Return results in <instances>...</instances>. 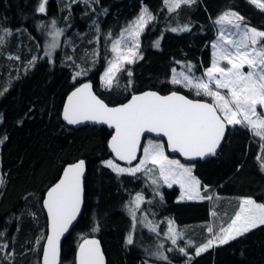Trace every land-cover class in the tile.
Wrapping results in <instances>:
<instances>
[{"label":"trees","instance_id":"1","mask_svg":"<svg viewBox=\"0 0 264 264\" xmlns=\"http://www.w3.org/2000/svg\"><path fill=\"white\" fill-rule=\"evenodd\" d=\"M82 1L46 0V10L40 13L37 9L42 0H0V35L5 29L11 32L0 40V232H5L0 240V264H7V260L24 264L30 256L40 255V247L36 255L34 246L38 239L41 244L46 230L43 194L66 163L80 158L86 162L84 206L76 225L63 239L60 264H74L79 242L90 236L100 239L106 264H264V225L225 245L194 254L195 247L207 240L212 205H221L216 208L220 210L216 216L219 218L224 206L233 210L241 196L264 204V173L259 159L264 160V139L252 136L244 127L228 126L220 151L192 163L194 174L215 190L212 202L179 201V189L160 185L158 170L151 163L147 165L153 169L151 173L142 170L135 175L117 174L103 163L105 159L116 161L107 145L111 133L107 128H73L60 113L65 95L85 80L93 81L96 92L110 104L144 89H177L208 99L174 86L170 81L172 71L183 68L196 76L210 65L212 20L225 7H231L262 31L264 10L249 0H194L173 11L166 10L165 0ZM142 7L154 19L140 35L141 58L125 65L111 87L101 88L99 74L109 44ZM53 20L65 39L75 29L93 27L99 33L95 59L91 60V48L82 53L78 41L73 49L68 45H58L54 50L43 48L45 31ZM185 25L187 31H171ZM7 51L19 53L20 58L8 59ZM76 63H82L86 74L73 79ZM189 64L194 66L191 73ZM138 193L146 200L154 198L156 214L148 213L143 203L137 215L140 220L133 226L125 207ZM165 214L169 221L171 217L176 222L172 223L176 244L166 235L170 225ZM153 227L155 231L151 230ZM184 228L185 236L181 237ZM79 235L82 236L78 238ZM129 235L133 238L131 244L126 242ZM181 247L184 253L179 251ZM6 251L13 252L11 258L5 259Z\"/></svg>","mask_w":264,"mask_h":264},{"label":"snow or ice","instance_id":"2","mask_svg":"<svg viewBox=\"0 0 264 264\" xmlns=\"http://www.w3.org/2000/svg\"><path fill=\"white\" fill-rule=\"evenodd\" d=\"M193 2L194 0H165L169 11L179 8L182 4ZM250 2L264 10V3L261 0H250ZM45 3L46 0H42L38 12H45ZM153 19L147 8L142 9L139 16L121 31L120 38L112 41L113 58L108 61V66L101 75L105 87L113 85L117 74L125 64H132L141 58L138 51L140 35ZM243 21L244 17L235 11L224 12L215 21L221 28L217 40L212 44L211 67L203 74L207 77V82L203 77H195L194 74L181 73L182 79L176 78L175 75L172 78L173 84L183 83L186 88H195L197 95L202 93L211 97L212 103L191 100L176 92L167 96L145 92L141 95H133L126 104L110 108L92 93V85L86 83L68 97V103L64 108V119L69 124L96 121L114 126L115 135L112 136L109 146L120 160L129 162L137 158V147L144 133L162 134L167 137L168 148L190 158L214 155L225 138L228 125L245 126L254 135L264 139V114L257 111L258 106L264 107V31L248 27L242 23ZM55 24L53 20L50 48L57 47L58 38L62 35V30L57 29ZM225 25L235 31L226 29ZM187 30V25L181 29H171L173 32ZM4 31L8 32L6 29ZM2 39L0 37V40ZM156 46H159V41L156 42ZM221 61H226L227 66L222 67ZM245 66L249 69L247 73L242 70ZM193 67L191 64L187 66L189 73ZM81 74L86 72L76 73V75ZM128 75L131 76L132 73L129 71ZM213 83L216 90L210 86ZM220 89L227 90V95L222 94ZM143 152V158L134 168L119 167L112 160L104 163L117 174L131 175L142 170L146 174L151 173L153 169L147 167L151 163L158 167L160 176L169 186L171 183H179L182 189H186L187 199H212L200 195V181L192 175V168L185 167L179 160H170L165 155L163 144L149 140ZM84 172V160L69 164L64 168L59 182L48 190L44 206L48 212L50 231L43 248L44 264H56L59 257L60 237L68 230L80 211ZM0 183L3 181L0 180ZM152 183L155 184L156 180L153 179ZM181 198H184L183 195ZM142 200V195L138 193L133 201L135 207L130 208L134 220L136 209L140 207ZM239 203V210L227 227L220 226L219 231L211 239L195 249L196 255H200L214 245H225L250 230L264 225V204H257L251 198H242ZM211 215L215 217L217 214L213 211ZM172 223L169 221V233L166 235L173 244H176L177 234L172 228ZM151 230L156 229L153 227ZM207 231L213 233V226H208ZM126 242L133 243L131 235L127 237ZM179 251L184 253L185 249L180 248ZM162 258L167 259V257ZM77 264H104L98 241L85 240L79 246Z\"/></svg>","mask_w":264,"mask_h":264},{"label":"rangeland","instance_id":"3","mask_svg":"<svg viewBox=\"0 0 264 264\" xmlns=\"http://www.w3.org/2000/svg\"><path fill=\"white\" fill-rule=\"evenodd\" d=\"M73 1H77V0H73ZM87 0H84V1H82V2H86ZM250 1V0H249ZM261 2L262 3H264V0H261ZM254 5H256V4H254ZM165 7H166V10H168V6L165 4ZM145 7H142V9H144ZM141 9V10H142ZM141 10H140V12H141ZM169 11V10H168ZM226 11H235L234 9H232L231 7H225L220 13H219V15L217 16V17H215L213 20H212V24H213V28H214V35H213V37H212V39L210 40V51H211V55H210V65L208 66V67H206V68H204L203 69V71H202V73H200V74H198V75H196L195 77H203V79L205 80V82H207V77L206 76H204L203 74H204V72H205V70L207 69V68H209V67H211V64H212V60H213V56H212V53H213V48H212V44H213V42H215L216 40H217V37H218V35H219V31H220V28H221V26L220 25H217L216 23H215V21L217 20V18L219 17V16H221L224 12H226ZM140 12L133 18V19H131L129 22H128V24L130 23V22H132L133 20H135L138 16H139V14H140ZM236 12V11H235ZM238 13V12H237ZM239 14V13H238ZM240 15V14H239ZM241 16V15H240ZM243 24H245V25H247L248 27H253V28H256L257 30H259V31H262V30H260V29H258L257 27H255V26H253V25H251L245 18H244V21L242 22ZM90 24V23H89ZM92 24H93V26H94V24H95V19L93 18L92 19ZM128 24L125 26V27H123L122 29H121V31L123 30V29H125L127 26H128ZM56 27V26H55ZM226 29H230V26H228V25H225L224 26ZM89 29V30H88ZM230 30H232V31H235V29H230ZM53 31V28H52V22L50 23V25L48 26V28L46 29V31H45V34H44V41H43V48H47V49H49V50H54L55 48H50L49 47V45L52 43V37L50 36V33ZM121 31L119 32V35L116 37V38H114L113 40H115V39H118V38H120V33H121ZM72 32V31H71ZM75 32V33H74ZM11 34V32H5V31H3L2 32V35H0L3 39L6 37H9V35ZM74 34V35H73ZM73 36L71 35V37H69V36H67L66 37V39L63 37V36H60L59 38H58V44H57V46L58 45H61L62 47H64L65 45L67 46H69V48H71V49H73L74 47H75V43L78 41L79 42V44H80V47L82 48L81 50H82V53H84V52H86L88 49H90L91 48V52H92V58H91V60H93V59H95V56H97L98 55V53H99V50H98V35H99V33L97 32V31H94L93 30V27H88L87 29H84V30H81V31H78V30H74L73 31ZM73 38V39H72ZM75 38V39H74ZM2 39V40H3ZM112 40V41H113ZM112 41H111V43L109 44V47H108V53H107V55L105 56V65H104V68L102 69V71L100 72V74H99V84H100V87L101 88H107V87H105L104 86V84H103V82L101 81V75L104 73V71H105V69L107 68V66H108V61L109 60H111L112 58H113V53L111 52V45H112ZM129 46H131L130 45V42H129ZM139 51V50H138ZM50 54H51V52H49ZM42 55H46V54H42ZM48 55V54H47ZM6 56H7V58L8 59H19L20 57V54L19 53H17V52H15V51H10V52H6ZM35 56H36V54H35ZM39 56V55H38ZM139 56H140V53H139ZM80 60H82V59H80ZM75 65H77V67H75V71H74V73L72 74V78L74 79L75 77H79V76H83V74H81V75H76V73H78V72H82L83 73V70L81 69L82 68V63H76ZM125 65H127V64H125ZM221 66L222 67H225V66H227V63H226V61H221ZM175 70V72L174 71H172V74H171V77H170V81H172V78H173V76L175 75L176 76V78H178V79H182V76H181V73H184V74H188L183 68H180V69H178V68H176V69H174ZM245 73H247V71L249 70L248 68H247V66H245L243 69H242ZM189 75V74H188ZM172 83V82H171ZM173 84V83H172ZM174 86H178V87H180V88H186V87H184V84L183 83H181V84H173ZM212 88H213V90H216L215 89V84L213 83V84H211L210 85ZM187 89H189L190 91H192L194 94H197V91H196V89L195 88H187ZM220 91H221V93L222 94H224V95H227V90H225V89H220ZM202 94V93H201ZM200 94V95H201ZM203 95V94H202ZM205 96V95H204ZM205 97H207L208 98V100H210L211 102H213L212 101V98L211 97H209V96H205ZM257 111H258V113H261V114H264V107H260V106H258V108H257ZM228 126H231V125H228ZM235 126H241V127H244L245 129H247L248 131H249V133L252 135V136H254V137H256V138H258L259 140H261V137H259V136H256V135H254L253 134V132L249 129V128H247V127H245V126H242V125H235ZM149 140H151V141H153V142H155V143H160V144H163L164 145V152H165V155L166 156H168V158L170 159V160H179L180 161V163L181 164H183L185 167H190V168H192V175L197 179V180H199L200 181V186H199V188H200V195L201 196H209V197H212V199H207V200H209V201H211L212 202V200H213V198H214V196H215V194H216V192H215V190L214 189H212V188H209L208 187V185H206V184H204V183H202V181L194 174V172H193V165H192V163H185V162H183L180 158H178V157H174V156H171V155H169L168 154V152H167V150H166V146H165V143H164V141L162 140V139H159V138H152V137H146L145 138V140H144V144H143V148H144V146H146L147 144H148V142H149ZM0 141H3V138H2V136L0 137ZM1 143V142H0ZM143 148H142V153H141V156H140V158L137 160V162H135V163H133V164H131V165H125V164H122V163H120L119 164V162H116V161H113L112 159H105L104 161H103V163L105 162V161H108V160H112L116 165H118L119 167H123V168H134L137 164H139V162H140V160L143 158V156H144V152H143ZM260 152V151H259ZM260 159V167H261V170H262V172L264 173V167H262V164H264V160L262 159V158H259ZM105 164V163H104ZM157 168V170H158V173H159V169H158V167H156ZM160 175V174H159ZM0 180H2L3 181V176H2V174H0ZM158 183L160 184V185H164L165 187H167V188H171V187H173V186H175V187H177L178 189H179V193H178V196H177V198H176V200H179V201H181V200H189V199H187V190L186 189H182L181 188V186H180V184L179 183H171V181H170V183H171V186H169V184H167V183H165L164 182V179L160 176L159 177V181H158ZM47 189V188H46ZM44 195V194H43ZM137 195V194H136ZM142 195V194H141ZM182 195H183V197L184 198H181L182 197ZM142 197H143V200L141 201V203H140V207H141V205L144 203L145 204V207L147 208V209H145L146 211H148V213H150V214H156V207L154 206V205H152V202L153 201H155L154 200V198L153 199H150V198H148V200H146V198L142 195ZM43 198V197H42ZM135 198V197H134ZM242 198H251V199H253L252 197H249V196H241V197H238L237 198V200H236V205H235V207H234V209L232 210V209H230L228 206H224V208H225V211H224V214H222L221 215V217H219V218H216V216H218V215H216L215 217H213L212 215H211V213L214 211V212H216V214L217 213H219V211L220 210H217L216 208H221V205L219 206V204H218V206H216V207H213V205H212V207H210V209H209V214H210V216H209V223H208V226H213V233H209L208 231H207V229H206V231L208 232V235H207V240H209V239H211L212 238V236L216 233V232H218L219 231V228H220V226H224V227H227V225H228V223H230V221H231V218L235 215V213H236V211H238L239 210V206H240V200L242 199ZM194 200H200V199H194ZM216 200H218L219 201V197L216 195ZM254 200V199H253ZM134 201V200H133ZM217 201V202H218ZM255 201V200H254ZM257 204H260V203H258L257 201H255ZM129 204V203H128ZM128 204H126V211L128 212V214L130 215V219H131V222L133 223L132 225L133 226H135L136 224H137V220H138V218L139 217H137V215H138V211H139V209H140V207L138 208V209H136V217H135V220L133 219V216H132V213L130 212V208H134L135 207V205H134V203L132 202L131 203V205H128ZM213 204V203H212ZM144 206V205H143ZM144 209V208H143ZM144 212V211H143ZM140 216V215H139ZM165 216H166V218H167V221H169V217H168V215L167 214H165ZM45 219H46V217H45ZM170 219H172V221H173V223H174V225L176 224V222H175V220L173 219V218H171L170 217ZM139 220H140V218H139ZM167 223V222H166ZM166 223H164V225H166ZM207 226V227H208ZM46 229V228H45ZM92 231L94 232V230L92 229ZM185 228L184 229H181V234H180V236L181 237H184L185 236ZM5 234V232H3V230H1V232H0V240H2L3 239V235ZM45 234H46V230H45V232H44V235H43V237H42V241H41V244H40V240L38 239V241H39V243H37L38 241H36L35 242V246H34V249L36 250V255H37V252H38V250H39V247H40V254H41V249H42V244H43V240H44V237H45ZM82 235H79V237L78 238H80ZM207 240L205 241V242H203L202 244H200V245H197L196 247H195V249L197 248V247H200V246H202L203 244H205L206 242H207ZM41 245V246H40ZM216 245H214L213 247H211V248H214ZM182 248V247H181ZM195 249H194V254L196 255V253H195ZM4 250H6V249H4ZM3 255H4V257H5V259H6V257H9V258H11L12 257V255H13V252L12 251H6V252H4L3 253ZM187 255L188 256H190V254H188L187 253ZM5 259H3V260H5ZM14 260H16V256L14 257ZM8 261V263L7 264H12L9 260H7ZM22 261V260H21ZM186 261V260H185ZM26 264H40V255L39 256H30L29 257V259L25 262ZM24 263V264H25ZM187 262H184V261H181V262H174V264H186ZM4 264H6V263H4ZM149 264H153V263H149Z\"/></svg>","mask_w":264,"mask_h":264},{"label":"water","instance_id":"4","mask_svg":"<svg viewBox=\"0 0 264 264\" xmlns=\"http://www.w3.org/2000/svg\"><path fill=\"white\" fill-rule=\"evenodd\" d=\"M86 83L92 85V89H91V90H92V93H93L98 99L102 100L103 103L106 104V105H107L108 107H110V108H115V107H119V106L122 105V104H126V103H128V101L131 100V98H132L133 95H141V94H143V93H145V92H155V93H157L158 95H161V96H167V95H170L172 92H176L177 94H179V95H183V96H185L186 98L191 99V100H199V101H201V102H206V103H212V102H211L210 100H208V99H204V98H195V97L189 96V95L186 94L185 92H183V91H181V90H177V89L170 90V91H168V92H160V91H158V90H156V89H144V90H141V91H137V92H133V93H131V94H130L125 100H123V101H121V102L114 103V104H110V103H108L106 100H104V99H103V98H102V97L96 92L93 81H91V80H85V81L80 82L78 85H76V86L73 87L71 90H69V92L65 95V97H64V99H63V102H62V105H61V112H60V113H61V118H62V120H63L68 126L73 127V128H79V127H83V126H86V125H97V126H104L105 128H107V129L111 132V133H110V136H109V138H108V142H107L108 148H109L110 152L112 153V156H113V157L115 158V160H116L117 162H119V163H122V164H133V163L137 162V160H138V159L140 158V156H141L142 148H143V144H144V140H145L146 137H152V138H159V139H162V140L164 141V143H165L166 150H167L168 154L171 155V156H174V157H178V158H180V159H181L183 162H185V163H195V162H197V161L205 160V159H207V158H209V157H211V156L216 155V154L220 151V149H221V146H222V144H223L225 138L222 140L221 145L217 148L216 153H215L214 155H207V156H205V157H203V158H201V157H192V158H190V157H185V156L181 155L179 152H174V151H172L170 148H168V146H167V137L163 136L162 134H157V133H144V134L141 135V143H140V145H138V147H137V151H136V157H137V158L134 159V160H132L131 162L126 161V160H120V159L116 156V154L112 151L111 147L109 146V142H110L112 136L115 135V127H114V126H109L107 123L96 122V121H83V122L78 123V124H69L68 121H66V120L64 119V108H65V105L68 103V97H69V96H70V95H71V94H72L77 88H80L81 85L86 84ZM227 131H228V126H227V128H226V133H227ZM225 137H226V134H225ZM80 160H84V159L80 158V159L75 160V161H73V162H68V163H66V164L63 166V168H62V170H61V172H60L58 178H57V179H56V180H55V181H54L49 187H47V189H46L45 192H44V195H43V198H42V201H41V205H42V209H43V211H44V213H45V216H46V234H45V237H44V240H43V244H42V249H41V254H40V264H44V252H43V248H44V245L47 243V236H48L49 231H50L49 217H48L47 209H46V207L44 206V200H45L46 197H47L48 190H49L50 188H52L56 183H58L59 180L61 179V177L63 176L64 168L67 167L69 164L76 163V162H78V161H80ZM84 161H85V160H84ZM85 173H86V162H85V172H84V175H83V177H82L83 195H82V201H81L80 211L77 213V215H76V219L73 220V222H72L71 225H69L68 230H67L66 232H64L63 235L60 237V241H59V257H58V259H57L56 264H60V263H61V247H62L63 239H64V238L70 233V231L72 230V228L76 225V223H77V221H78V219H79V217H80V215H81V213H82V210H83V206H84V196H85V191H84V176H85ZM85 240H96V241L99 242L100 251H101V253H102V255H103V262H104V264H106V262H107L106 254H105V252H104V249H103V246H102V244H101L100 239H99L98 237H96V236H91V237L85 238V239H83V240H81V241L79 242V244H78V246H77V249H76V252H75V262H74V264H77V254H78V252H79V246H80L81 244H83Z\"/></svg>","mask_w":264,"mask_h":264},{"label":"bare ground","instance_id":"5","mask_svg":"<svg viewBox=\"0 0 264 264\" xmlns=\"http://www.w3.org/2000/svg\"><path fill=\"white\" fill-rule=\"evenodd\" d=\"M62 168H63V167H62ZM50 185H51V184H50ZM50 185H49V186H50ZM49 186H48V187H49ZM44 214H45V213H44ZM45 217H46V216H45ZM72 229H73V228H72ZM90 237H91V236H90ZM87 238H88V237H87Z\"/></svg>","mask_w":264,"mask_h":264}]
</instances>
